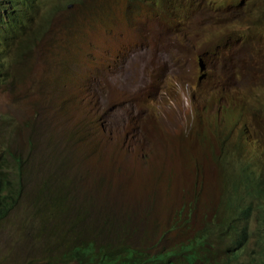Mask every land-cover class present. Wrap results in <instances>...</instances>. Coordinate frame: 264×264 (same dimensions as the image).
<instances>
[{"label":"rangeland","instance_id":"374dc122","mask_svg":"<svg viewBox=\"0 0 264 264\" xmlns=\"http://www.w3.org/2000/svg\"><path fill=\"white\" fill-rule=\"evenodd\" d=\"M125 2L63 0L61 6L65 7L60 13L37 26L41 32L46 27L45 37L16 66V79L0 86V134L13 125V149L25 156L28 138H33L36 147L31 149L23 196L0 222V264H38L62 249L50 234L44 239L50 243H31L35 227L46 215V208L42 210V202L35 197L47 169H59L66 176L79 175L71 190L76 196L75 209L78 203H90L91 199L96 204L79 219L76 231L68 230V221L57 224L56 230L63 229V233L55 232L57 237L62 233L68 239L72 234L97 230L113 234L105 225L95 223L102 216L115 227L126 222L133 233V246H153L159 239L158 249L185 243L193 230L201 228L205 208L211 205L219 209L221 217L226 216L221 200L229 195L227 179L240 167L248 163L250 177L258 175L256 158L264 154V139L259 141L258 151L250 143V156L243 150L241 160H223L225 151H231L235 143V127L222 128L224 135L234 130L222 145L212 136L207 137L208 143L202 141L207 126L200 125V115L206 116L202 110L206 99L197 92L200 72L191 52L182 51L179 61L165 58L159 41L162 28L156 16L132 15ZM144 47L149 49V62ZM137 118L145 126V142L141 149L126 150L130 139H126L125 131L112 130L125 121L136 123ZM80 128L86 135L92 133L89 143L83 137L74 152L70 133L72 136ZM98 128L109 129V133L100 136ZM81 136L76 134V138ZM48 138L58 143V155L67 161L59 168L44 164ZM91 138L92 142L100 138L101 154L92 151ZM218 157L222 160L217 161ZM100 178L103 190H109L113 200L109 212L106 204L98 201ZM193 197L199 202L189 223L175 222V212ZM102 207L105 209L101 211ZM51 224L48 221L44 229ZM172 226L176 229L163 235ZM255 228L252 221L248 255L258 250Z\"/></svg>","mask_w":264,"mask_h":264},{"label":"trees","instance_id":"16d2710c","mask_svg":"<svg viewBox=\"0 0 264 264\" xmlns=\"http://www.w3.org/2000/svg\"><path fill=\"white\" fill-rule=\"evenodd\" d=\"M62 1L0 0V86L3 82L16 79L13 77L16 66L45 37L46 27L41 32L36 29L37 26L56 12L60 13V8L65 7L61 6ZM125 6L132 15L143 13L156 16L162 28L159 41L165 58L179 61L182 51L188 49L191 52L200 72L197 92L201 99H206L202 105L206 116L203 113L200 115V125L207 126L202 141L207 142V137L212 136L222 145L234 131L231 129L224 135L222 128L232 126L237 132L236 140L232 150L225 151L223 160L240 159L243 150L249 157L250 143L258 151L259 141L264 139V0H126ZM43 12L45 16H41ZM146 47L150 48L148 45ZM146 47L143 50L149 62V49ZM134 120L136 123L128 124L125 121L122 126L112 130L114 132L118 128L125 131L126 139H130L126 143V150L131 147L141 149L146 139L142 119ZM14 131L15 127L11 125L0 134V222L23 196L29 175L31 149L36 148L33 138H28L25 156L18 149H13ZM106 132L109 133V129L98 128L100 136ZM91 133L92 130L86 135L82 128L77 133L73 132L72 136L70 133L74 152H77L75 145L83 137L89 143ZM76 134L82 136L76 138ZM92 140V151L101 154L100 138L96 142ZM46 141L48 154L44 164H56L54 167L58 168L66 164L65 156L58 155V143L52 138ZM221 160L217 158V161ZM263 164L264 154L261 153L256 158L257 176L250 177L247 163L227 179L229 195L221 200L227 210L226 216L221 217L219 209L212 205L205 208L201 228L193 230L185 243L178 242L161 249H158L159 239L153 246H133V233L126 222L121 227H115L102 216L95 223L105 225L113 234H103L97 230L86 235L72 234V238L64 239L63 229L56 230V225L68 221V230L76 231L79 219L89 209H94L96 204L93 205L94 200L90 198V203L80 202L75 209L76 196L71 194V190L79 175L66 176L59 173V169L50 172L47 169L35 197V200L42 202V210L46 208V215L35 227L31 243L35 244L38 240L50 243L44 240L50 234L57 240L54 244H59L62 249L56 255L40 259L38 264H264ZM98 183L101 185L102 180ZM97 194L98 201L106 204L109 212L113 201L110 191L105 192L101 185ZM198 202L197 197L186 201L175 212V222L184 221L187 225ZM116 203L120 211H124L123 206ZM48 221L52 223L48 227L49 233L48 229H44ZM252 221L256 224L255 233L259 235L256 244L258 250L248 255L251 242L248 230ZM26 229L30 231L31 226L28 225ZM175 229L176 226L169 227L163 235ZM56 231L62 232L59 237L55 235ZM219 247H223L224 251L221 252Z\"/></svg>","mask_w":264,"mask_h":264},{"label":"bare ground","instance_id":"6f19581e","mask_svg":"<svg viewBox=\"0 0 264 264\" xmlns=\"http://www.w3.org/2000/svg\"><path fill=\"white\" fill-rule=\"evenodd\" d=\"M185 104V103H184Z\"/></svg>","mask_w":264,"mask_h":264}]
</instances>
